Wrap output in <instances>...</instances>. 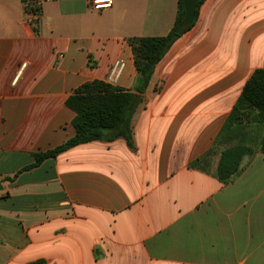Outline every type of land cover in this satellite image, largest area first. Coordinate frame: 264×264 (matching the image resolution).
<instances>
[{
  "label": "crops",
  "instance_id": "0c3cea01",
  "mask_svg": "<svg viewBox=\"0 0 264 264\" xmlns=\"http://www.w3.org/2000/svg\"><path fill=\"white\" fill-rule=\"evenodd\" d=\"M91 1L43 2L34 28L19 0H0V264H264V156L223 184L227 145H214L264 69V0H204L155 66L131 148L93 141L23 170L74 137L65 102L81 85L133 91L126 39L167 35L178 4ZM252 129L255 149L264 126Z\"/></svg>",
  "mask_w": 264,
  "mask_h": 264
},
{
  "label": "trees",
  "instance_id": "16d2710c",
  "mask_svg": "<svg viewBox=\"0 0 264 264\" xmlns=\"http://www.w3.org/2000/svg\"><path fill=\"white\" fill-rule=\"evenodd\" d=\"M19 1L26 15L31 13L39 15L40 7L34 0ZM203 2L204 0H199L197 3L194 19L187 27L182 24L183 0H178L175 20L167 35L126 39L132 50L137 73V85L133 91H123L102 81H92L81 85L65 102L75 114L72 121L74 137L54 149L33 154L34 162L23 170L37 167L46 159L55 158L70 148L93 141L123 139L131 148V116L142 101V94L148 86L155 66L162 60L171 45L194 26L199 7ZM29 22L36 28L38 19ZM253 125L264 126V69L254 70L245 82L215 140L214 145H227L217 163L216 176L219 182L225 184L231 181L240 172L243 158L251 155L254 150L264 156V132L255 142V149L246 143L254 131ZM211 153L212 149L193 165L201 164Z\"/></svg>",
  "mask_w": 264,
  "mask_h": 264
},
{
  "label": "water",
  "instance_id": "95a60500",
  "mask_svg": "<svg viewBox=\"0 0 264 264\" xmlns=\"http://www.w3.org/2000/svg\"><path fill=\"white\" fill-rule=\"evenodd\" d=\"M198 2L199 0H183L184 17L182 24L184 27H187L192 23L195 14V7Z\"/></svg>",
  "mask_w": 264,
  "mask_h": 264
},
{
  "label": "built area",
  "instance_id": "2783aa9c",
  "mask_svg": "<svg viewBox=\"0 0 264 264\" xmlns=\"http://www.w3.org/2000/svg\"><path fill=\"white\" fill-rule=\"evenodd\" d=\"M35 4L40 7L43 2H49L52 0H34ZM92 9L94 10H101V9H106L109 8L111 5V0H92L91 1ZM28 20L32 21L38 19V14H28ZM36 26V25H35Z\"/></svg>",
  "mask_w": 264,
  "mask_h": 264
}]
</instances>
